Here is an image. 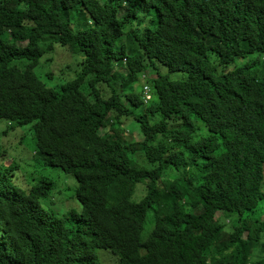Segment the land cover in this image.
I'll return each mask as SVG.
<instances>
[{
	"label": "trees",
	"instance_id": "1",
	"mask_svg": "<svg viewBox=\"0 0 264 264\" xmlns=\"http://www.w3.org/2000/svg\"><path fill=\"white\" fill-rule=\"evenodd\" d=\"M52 42L83 54L60 88L34 70ZM255 52L264 0H0V118L32 124L35 159L75 175L82 205L47 211L54 181L20 185L0 163V264H101L100 249L112 264H264V75L218 70Z\"/></svg>",
	"mask_w": 264,
	"mask_h": 264
},
{
	"label": "rangeland",
	"instance_id": "2",
	"mask_svg": "<svg viewBox=\"0 0 264 264\" xmlns=\"http://www.w3.org/2000/svg\"><path fill=\"white\" fill-rule=\"evenodd\" d=\"M128 4H125L120 11V16H123L128 10ZM141 19L145 22L152 23L150 18H155V11L153 9L143 10L141 9ZM139 18V16L137 17ZM77 21V16L74 18ZM74 26L76 23L74 22ZM134 18L129 27L134 25ZM122 42H126V38H122ZM53 48L46 52L35 66V72L49 85L55 88H60L66 81L74 79L82 69L83 54L81 52H73L69 46L62 45L59 42H52ZM25 44V42L23 43ZM212 60L214 56L211 54ZM26 62V61H25ZM252 63L250 71L258 76L264 75V61L257 52L248 54L243 58H237L234 62L227 64L226 66H218V70L222 68H232L235 65L243 63ZM22 64V62H19ZM166 70V68H164ZM123 71H126L124 68ZM147 77L156 76V70L149 67L146 70ZM173 79H182L185 76L183 71H175L170 73ZM144 85L147 83L146 78H140L138 84ZM86 85V84H85ZM150 87V86H149ZM89 88V87H88ZM145 87L141 90L142 98L145 99ZM154 119L156 117H153ZM125 126L128 130V138L130 140L141 138V129L139 122L133 118H125ZM192 120L195 123L198 134H206L207 127L203 121L196 116H192ZM198 125V126H197ZM103 130L100 129V133ZM36 138L32 124H25L18 126L10 123L5 118H0V163L5 165L17 166L13 177L17 184L28 186L44 176L50 177L53 181V189L47 197L42 199V205L47 211H53L57 216L63 217L68 211L74 209L81 212L82 205L77 197L78 181L72 173H68L58 166H51L42 163L35 159L34 151L36 150ZM139 158L145 161L143 154H139ZM173 172H170L167 176H171ZM142 185L145 183H139L137 190L134 194L135 199H139L142 195ZM218 215H221L218 213ZM236 217V216H235ZM264 217V216H263ZM152 209L148 211L147 220L145 223L144 233L151 229L153 224ZM229 220H227L228 222ZM72 224L71 221L68 222ZM75 223V222H74ZM101 264H112L118 260L119 256L112 253L110 250H98Z\"/></svg>",
	"mask_w": 264,
	"mask_h": 264
},
{
	"label": "built area",
	"instance_id": "3",
	"mask_svg": "<svg viewBox=\"0 0 264 264\" xmlns=\"http://www.w3.org/2000/svg\"><path fill=\"white\" fill-rule=\"evenodd\" d=\"M145 88L147 89V90H146V96H147V97H150V94H149V92H148V89H149V88H148V85H146Z\"/></svg>",
	"mask_w": 264,
	"mask_h": 264
},
{
	"label": "clouds",
	"instance_id": "4",
	"mask_svg": "<svg viewBox=\"0 0 264 264\" xmlns=\"http://www.w3.org/2000/svg\"><path fill=\"white\" fill-rule=\"evenodd\" d=\"M146 85H148V84H145V86H146ZM148 88H149V89H148V92H149V94H150V96H151L149 85H148ZM145 89H146V88H145ZM146 90H147V89H146ZM146 90H145V94H146ZM146 97H147V96H146ZM149 98H150V97H147L146 99H149Z\"/></svg>",
	"mask_w": 264,
	"mask_h": 264
}]
</instances>
